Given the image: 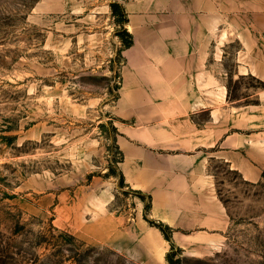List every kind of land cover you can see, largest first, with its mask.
<instances>
[{"label": "rangeland", "instance_id": "rangeland-1", "mask_svg": "<svg viewBox=\"0 0 264 264\" xmlns=\"http://www.w3.org/2000/svg\"><path fill=\"white\" fill-rule=\"evenodd\" d=\"M112 1L123 0H0V264H138L52 220L57 196H110L109 211L128 219L148 202L120 184L112 104L122 46ZM237 48L226 47L229 100L251 102L262 84L231 75ZM208 169L229 228L217 251L176 252V264H264V169L255 183L217 159Z\"/></svg>", "mask_w": 264, "mask_h": 264}, {"label": "crops", "instance_id": "crops-1", "mask_svg": "<svg viewBox=\"0 0 264 264\" xmlns=\"http://www.w3.org/2000/svg\"><path fill=\"white\" fill-rule=\"evenodd\" d=\"M119 92L112 104L118 170L150 195L149 217L174 230L182 254L205 257L223 244L230 217L211 159L255 183L264 169V88L229 100L226 47L238 44L231 75L264 82V0H123ZM54 203L56 226L104 244L138 264H166L169 242L143 218L111 213V197Z\"/></svg>", "mask_w": 264, "mask_h": 264}, {"label": "trees", "instance_id": "trees-1", "mask_svg": "<svg viewBox=\"0 0 264 264\" xmlns=\"http://www.w3.org/2000/svg\"><path fill=\"white\" fill-rule=\"evenodd\" d=\"M110 9L114 15L116 13H119V15H120V26H121V28H120L118 34L120 35V38H121V46H122V48L129 47L132 44L133 39H132V35L124 28V23L127 21V16H126V13L124 11V8H123L122 4L119 3L118 1H112V2H110ZM258 81L261 82V84H262L261 88H264V82H262L260 80H258ZM121 158H122V154H121ZM119 177H120V184L125 185L128 188H130L124 182V177H123V174L120 170H119ZM130 189H132V188H130ZM132 190L141 197L142 196L147 197L148 202L144 207L143 218L145 220H147L150 225L157 227L160 230V232L162 233L163 237L169 242L170 248H169V250L165 256L166 261L168 262V264L178 263V260H174L175 253L176 252H182V251L172 241V232L174 229L172 227L168 226L167 224L161 222V221H157V220L148 218L147 212L149 213L150 206H151L150 195H145L144 193H142L139 190H135V189H132Z\"/></svg>", "mask_w": 264, "mask_h": 264}]
</instances>
